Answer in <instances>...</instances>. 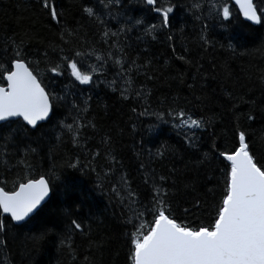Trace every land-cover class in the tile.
Here are the masks:
<instances>
[{"label":"trees","instance_id":"obj_1","mask_svg":"<svg viewBox=\"0 0 264 264\" xmlns=\"http://www.w3.org/2000/svg\"><path fill=\"white\" fill-rule=\"evenodd\" d=\"M105 2L108 8L100 0H58L62 23L74 30L61 42L59 28L48 20L37 0H0V55L8 37L20 38L27 33L31 38L27 45L30 59L41 60L47 51L50 60L58 61L59 50L53 51L50 45L64 47L69 55L96 49V54L84 59V70H89V64L102 63L96 55L104 56L108 50L102 39L104 28L82 12L84 6L102 13L107 29L113 32L129 17L143 19V26L121 33L119 38L109 37V41L118 39L126 45V61L135 59L142 66L139 73L134 68L131 75L134 87L143 88L148 96L146 105L134 95L123 99L119 89L126 85L116 75L119 69L112 61L89 85L74 81L67 70L51 82L48 77L52 74H44L49 90L66 99L58 102L56 115L41 123L39 130L22 137L13 134L16 143L9 144L7 154L2 137L16 125L0 127V184L7 178L10 190L11 181L20 175H46L52 179L56 194L50 191L51 199L40 214L25 228L13 231L6 245H0V264H131L130 239L135 229L125 223L129 213L112 192L121 174L128 176L142 203H148L153 195L150 174L155 171L157 180L159 175L166 176L164 187L171 191L172 213L179 220L207 223V217L214 216L212 206L219 202L224 188L221 169L227 162L217 159L218 151L230 146L235 127L247 130L253 151L264 154V27L245 20L231 0V22L217 17L218 9L209 15L206 0L203 10L196 13L199 20L184 7L189 0H160L165 6L169 2L178 5L172 26H158L148 36L145 27L159 25L160 18L155 13L139 11L138 0ZM169 35L173 37L171 41L167 39ZM116 58H120L119 53ZM44 67L41 63V71ZM113 79L117 80V91L108 84ZM85 100L87 111L82 113V127L76 137L79 143H73L72 133L61 128L59 121L72 124L76 115L72 104L83 108ZM145 106L149 113L184 108L194 118L214 116L215 121L211 127L196 130L197 147L192 148L173 127L171 117L158 120L155 115H139ZM248 114L254 119L249 121ZM105 140L121 162L116 165L115 175L109 171L110 161L105 159ZM213 141L219 145L215 151ZM28 146L36 148L28 156L30 168L20 163ZM158 151L164 154L155 155ZM97 152L100 155L93 159ZM73 164L76 167H70ZM145 172L149 174V184L144 183ZM73 219L84 225L83 231L72 228ZM151 220L148 215L136 224ZM46 230L48 236L39 243L30 239ZM61 234L71 239L61 244Z\"/></svg>","mask_w":264,"mask_h":264},{"label":"snow or ice","instance_id":"obj_2","mask_svg":"<svg viewBox=\"0 0 264 264\" xmlns=\"http://www.w3.org/2000/svg\"><path fill=\"white\" fill-rule=\"evenodd\" d=\"M115 2L119 4V0ZM138 2L141 5L139 11L155 13L160 18L159 25L152 23L145 27V35L152 36L158 26L162 29L171 28L174 9L178 7L175 2H169L166 6L161 4L160 0H138ZM203 2L205 0H189L184 7L199 20L201 17L196 13L203 10ZM206 2L209 3V15L213 10L218 9L217 17L222 16L223 20L229 22L234 18L229 0H206ZM100 3L104 8L109 7L105 0H100ZM37 6L48 20L59 28L61 42H64L65 35L73 34L74 30L70 31L67 24L62 23L63 13L58 0H37ZM234 7H238L239 14L245 20L264 27V0H235ZM82 12L89 18L95 19L104 28L102 39L108 45L104 56L96 55V60L102 63L89 64L87 66L89 70H84L81 65L86 57L96 54V49L90 52L75 51L73 55H69L66 54L64 47L50 45L53 51L58 48L60 53L58 61L50 60L47 51L44 52L41 60H36L29 58L27 45L31 38L27 37V33L20 38L15 35L8 37L4 41L3 53L0 55V127L16 125L10 133L2 137L6 154L9 144L16 143L13 134L22 137L39 130L41 122L50 121L56 115L58 102L66 99V96L57 95L49 90V86L44 82L45 73L52 74L48 77L51 82L55 77L64 75L67 70L74 81L80 85H89L93 83L97 74H103L105 65L112 61L119 69L116 75L126 85L119 89L122 98L127 100L130 95H134L142 105L147 104V92L143 88L134 87V78L131 75L134 68L139 73L142 66H138L135 59L126 61V45L118 39L109 41V37L119 38L121 33L130 32L138 25L143 26L144 20L129 17L117 31L113 32L107 29L105 20L101 18L102 13L96 8L84 6ZM167 39L171 41L173 37L169 35ZM117 53L120 54V58H116ZM178 58L185 59L184 56ZM41 63L45 65L43 71L40 69ZM261 81L264 83V75L261 76ZM108 84L113 91L118 90L115 87L116 79L109 81ZM71 110L76 113L73 123L66 124L61 120L59 124L61 128L72 133L73 143H79L76 137L82 127L80 124L82 113L87 111V100L84 101L83 108L73 103ZM136 111L133 107L132 112ZM148 114L155 115L158 120H165V116L171 117L174 121L173 127L178 133L183 134L185 141L192 148L197 147L196 130L211 127L215 121L214 116L194 118L191 113L179 107H170L167 113H149L148 107L145 106L139 113V115ZM247 119L251 121L254 116L248 114ZM104 145L105 159L110 161L109 171L115 175L116 165L121 162L113 155L114 149L109 146L107 140L104 141ZM212 148L215 151L219 149V145L213 141ZM24 152L25 155L20 163L30 168L28 156L36 152V148L28 146ZM163 154L158 151L155 155ZM99 155V152L95 153L93 159ZM149 155L153 154L149 153ZM219 158L227 162L221 169L224 174V188L219 202L212 206L214 216L210 214L207 223L201 221L197 224L195 221L179 220L172 213L169 200L171 191L164 187L168 179L166 176L159 175L157 180L155 171L150 174L153 195L148 203L139 200L138 190L132 188L127 175L119 176L112 186V192L129 213L125 223L135 229L130 239L131 264H264V154L257 155L253 151L247 130L237 125L232 131L230 146L218 151L217 159ZM207 159L208 154L205 153V160ZM203 162L204 160L199 163ZM144 167L142 163L141 168ZM104 175L107 178L108 174ZM11 183L10 190L7 189V178L0 184V215L4 217L0 219V234H2L0 245H6L13 231L25 228L40 214L47 204L46 198L51 199L50 191L53 195L56 194L52 179L46 175H40L39 178L20 175ZM144 183H150L147 172L144 175ZM196 206H199V201ZM187 212L188 209L185 210V213ZM148 215L152 216V220L144 221L137 226L136 221ZM71 225L75 230H84V225L76 219L71 220ZM48 234L49 230H46L30 239L39 243ZM70 239V235L61 234L60 243L64 244L65 240Z\"/></svg>","mask_w":264,"mask_h":264},{"label":"water","instance_id":"obj_3","mask_svg":"<svg viewBox=\"0 0 264 264\" xmlns=\"http://www.w3.org/2000/svg\"><path fill=\"white\" fill-rule=\"evenodd\" d=\"M232 2L235 4V0H232ZM238 8V7H237ZM239 10V9H238ZM243 17V16H242ZM244 18V17H243ZM245 19V18H244ZM250 22V21H249ZM250 23H252V22H250ZM253 24V23H252ZM44 122H46V121H44ZM44 122H41V123H44ZM49 196H50V193H49ZM48 200V198H46V201ZM43 203V202H42Z\"/></svg>","mask_w":264,"mask_h":264}]
</instances>
